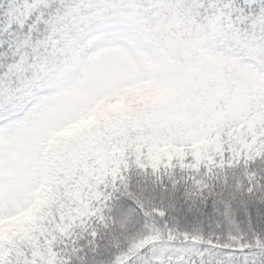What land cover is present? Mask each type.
Here are the masks:
<instances>
[{"label":"snow or ice","instance_id":"snow-or-ice-1","mask_svg":"<svg viewBox=\"0 0 264 264\" xmlns=\"http://www.w3.org/2000/svg\"><path fill=\"white\" fill-rule=\"evenodd\" d=\"M0 264H264V0H0Z\"/></svg>","mask_w":264,"mask_h":264}]
</instances>
